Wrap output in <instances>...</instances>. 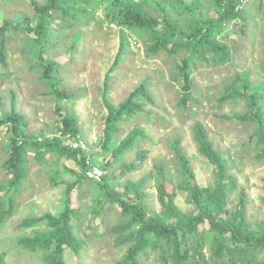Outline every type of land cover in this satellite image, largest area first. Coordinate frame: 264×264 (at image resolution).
Instances as JSON below:
<instances>
[{
    "label": "trees",
    "instance_id": "obj_1",
    "mask_svg": "<svg viewBox=\"0 0 264 264\" xmlns=\"http://www.w3.org/2000/svg\"><path fill=\"white\" fill-rule=\"evenodd\" d=\"M10 1L0 0L1 67L6 66L7 35H18L21 47L25 48L26 65L46 85L59 120L52 136H47L42 129L28 131L26 118L16 108L15 90L6 80L11 102L8 110L0 108L1 148L4 151V156L0 157V227L9 221L34 187L63 186L64 201V209L58 214L47 211L40 216L20 219L14 230H30L18 236L17 245L29 252L40 253L44 264H66L65 250L78 254L83 245L73 232V215L79 211L72 203V195L82 184L92 183L96 187L97 201L93 211L99 215L97 205H114L122 217L108 229L115 245L124 249L114 264H264V223L254 227L247 220L244 187L240 188L236 206L233 209L227 206L229 194L238 187L237 179L230 173L228 160L208 139L200 121L192 125V136L198 152L212 168L214 181L208 186H200L195 181L189 158L180 150L179 139L170 142L169 150L181 181L172 184L161 161L155 166L157 174L152 176L160 206L158 211H149L142 204L144 194L140 182H126L119 189L115 183L117 175L109 172L122 154L134 147L140 148L147 139L144 130L135 122L136 127L116 144L120 127L127 119L134 121L143 115L145 103L160 105L156 98L159 92L155 91L147 73L118 104L106 99L110 75L118 70L122 58L129 57L130 35L135 33L141 39L146 58L173 63L174 72L170 77L178 87L171 85L170 90L164 89L165 101L171 106L176 101V105L192 114L201 108V104L193 103L191 96L197 89L192 84V69L199 60L214 64L231 60V47L220 37L229 33L227 28L231 22L245 21L248 0H12L29 5L27 15L7 10L5 4ZM100 1L108 2L105 16L117 24L119 30L118 48L105 72L101 89L107 111L103 114L102 136L98 137L102 144L97 149L95 142L90 147L91 144L82 138L74 110L65 108L69 102L75 103L77 97L66 90L65 84L61 85L63 78L57 73L65 65L60 62L61 57L66 53L74 56L83 33L75 29L69 33L70 43L62 44L66 38L64 29L87 23ZM257 1L260 5L264 2ZM245 28L243 24L242 34L246 33ZM257 29L264 35L260 27L253 31ZM257 45L260 46L255 66L261 80L252 82L246 72L237 74L232 83L226 85L218 103L220 106L231 99L244 101L245 112L223 116L252 125L254 158L258 163H264V40ZM57 46L61 51L58 57L47 55ZM255 49H248L246 57L254 54ZM150 115L157 116L146 112L145 120ZM79 140H84L85 149L72 146V142ZM108 152L111 158H106ZM77 153L82 155L81 159H77ZM144 154L141 149L138 159L143 160ZM87 159L89 164H86ZM67 161L75 164L73 168L66 164ZM93 165L102 170L99 180L85 176V170ZM178 191L184 192L185 202L191 209L183 211L176 203ZM0 264H5L3 251H0Z\"/></svg>",
    "mask_w": 264,
    "mask_h": 264
},
{
    "label": "rangeland",
    "instance_id": "obj_2",
    "mask_svg": "<svg viewBox=\"0 0 264 264\" xmlns=\"http://www.w3.org/2000/svg\"><path fill=\"white\" fill-rule=\"evenodd\" d=\"M107 3L100 1L93 16L87 19L84 25L64 29L66 38L62 44L70 43L72 37L69 33L75 29H80L83 33L77 42L74 56L71 57L67 53L60 56V62H65V65L61 68L63 72L57 73L59 78H63L61 85L65 84L66 90L73 92L77 97L75 103L69 102L65 108L74 110L82 138L91 144L90 147L95 142L97 149L102 144L98 137L102 136L103 114L107 111L102 102L101 89L105 72L118 48L119 26L106 18ZM246 3L245 21L238 19L231 22L227 28L229 33L220 37L221 41H226L231 47V60L223 64L199 60L192 69V84L197 89L191 96L195 101L193 103L201 104L197 112L188 114L182 106L176 105V101L173 102L174 106L165 101L164 89L170 90L171 85L178 87L170 77L174 72L173 63L156 62L152 58H146L142 41L135 33L130 35L129 57L126 55L122 58L118 70L110 75L105 93L106 99L113 104L124 100L145 73L150 74V82L156 87L155 91L159 92L156 96L159 106L147 103L143 105L144 113L150 112L156 114V117L150 115L149 119L145 120L147 117L143 113L134 121L127 119L116 134L117 144L136 127L134 123L137 122L139 128L146 133L147 139L140 148L134 147L122 154L109 168L112 175H117L115 183L119 189L126 182L141 183L144 194L141 202L149 211H158L160 207L152 177L157 174L155 166L158 161H161L163 170L172 184L181 181L179 171L172 162L173 154L169 150L173 140L179 139L180 150L189 158L195 181L204 187L214 181L212 168L207 159L198 152L192 136V125L195 121H200L207 131L208 139L228 160L230 173L237 179L238 187L229 194L227 206L232 209L236 206L240 188L244 187L247 220L254 227L264 223V163H258L254 158L256 149L251 140L253 127L248 122L241 123L235 118L228 119L223 116L245 112V103L239 99L227 100L220 106L218 103L226 85L231 84L237 74L246 72L252 82L261 80L259 69L255 66V58L260 46L257 44L264 40V35L259 33L260 29L255 32L253 30L260 27L264 31V2L262 5L257 0H248ZM5 8L22 15L30 13L29 5L12 0L5 4ZM149 9L156 14L154 9ZM242 23L246 26L245 34L240 30ZM20 41V37L13 34L7 35L5 40L6 66L1 67L0 64V108L8 110L10 107L11 93L6 81L9 80L10 86L15 90L16 108L27 120V130L38 132L42 129L46 131L47 136H52L59 120L54 112L53 97L48 95L46 85L38 79L36 72L26 65L23 56L25 48L21 47ZM254 48H257L256 52L246 57V51ZM60 54L59 46L47 52L52 58ZM2 134L3 132L0 133V157L4 156L1 148ZM141 149L145 153L143 160L137 157ZM107 157H112L110 152ZM101 160L100 158L99 162ZM66 164L72 168L75 165L69 161ZM75 167L77 169V166ZM34 188L30 192L31 195L15 209L9 221L0 227V251L4 252L5 264H44L40 253L29 252L16 243L18 236L26 234L30 229L17 231L13 227L20 219L28 216H40L47 211L52 214L60 213L64 209L63 186ZM79 188V191L72 195V203L79 211L73 215L72 224L73 232L83 245L78 254L70 249L65 250L66 264H114L123 255L124 249L121 250L115 245L108 229L122 217L116 206L109 204L97 205L98 211L101 212L97 215L93 211L97 203L96 187L92 183H84ZM175 200L183 211L191 209L185 202L184 192L178 191Z\"/></svg>",
    "mask_w": 264,
    "mask_h": 264
},
{
    "label": "built area",
    "instance_id": "obj_3",
    "mask_svg": "<svg viewBox=\"0 0 264 264\" xmlns=\"http://www.w3.org/2000/svg\"><path fill=\"white\" fill-rule=\"evenodd\" d=\"M72 146L73 147H79L82 150L86 148V144H85L84 140L74 141V142H72ZM81 158H82V155L80 153H77V159H81ZM86 164H89L88 159L86 160ZM86 175L89 178L99 180L101 175H102V172H101L100 168H98L97 166H92L91 169H88L86 171Z\"/></svg>",
    "mask_w": 264,
    "mask_h": 264
},
{
    "label": "clouds",
    "instance_id": "obj_4",
    "mask_svg": "<svg viewBox=\"0 0 264 264\" xmlns=\"http://www.w3.org/2000/svg\"><path fill=\"white\" fill-rule=\"evenodd\" d=\"M55 15V14H54ZM90 148V147H89ZM93 166H95V165H93ZM92 167V166H91ZM91 167L89 168V169H91ZM98 167V166H97ZM99 168V167H98ZM88 170V169H87ZM87 170H85V176L87 177V178H89L87 175H86V171ZM101 170V169H100ZM101 172H102V170H101ZM89 179H93V178H89ZM93 180H96V179H93Z\"/></svg>",
    "mask_w": 264,
    "mask_h": 264
}]
</instances>
